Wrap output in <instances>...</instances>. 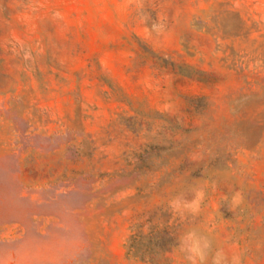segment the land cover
<instances>
[{"label": "rangeland", "instance_id": "rangeland-1", "mask_svg": "<svg viewBox=\"0 0 264 264\" xmlns=\"http://www.w3.org/2000/svg\"><path fill=\"white\" fill-rule=\"evenodd\" d=\"M0 264H264V0H0Z\"/></svg>", "mask_w": 264, "mask_h": 264}]
</instances>
